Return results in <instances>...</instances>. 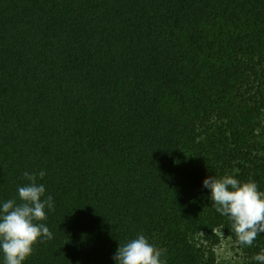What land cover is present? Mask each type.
I'll return each mask as SVG.
<instances>
[{"label": "trees", "instance_id": "obj_1", "mask_svg": "<svg viewBox=\"0 0 264 264\" xmlns=\"http://www.w3.org/2000/svg\"><path fill=\"white\" fill-rule=\"evenodd\" d=\"M40 170L53 239L24 264H115L137 232L256 264L202 182L264 192V0H0V200Z\"/></svg>", "mask_w": 264, "mask_h": 264}, {"label": "clouds", "instance_id": "obj_2", "mask_svg": "<svg viewBox=\"0 0 264 264\" xmlns=\"http://www.w3.org/2000/svg\"><path fill=\"white\" fill-rule=\"evenodd\" d=\"M45 175L44 170L24 171L28 182L17 186V196L0 200V264H24L35 243L53 239V233L43 223L47 213L55 210L54 198L50 194L45 196V185L38 183ZM202 184L209 190L215 211L231 221L238 243L252 246L264 232V192L257 183L224 174L208 176ZM166 253V248L156 246L145 234L137 232L119 243L113 259L115 264H167ZM252 260L264 264V250Z\"/></svg>", "mask_w": 264, "mask_h": 264}, {"label": "rangeland", "instance_id": "obj_3", "mask_svg": "<svg viewBox=\"0 0 264 264\" xmlns=\"http://www.w3.org/2000/svg\"><path fill=\"white\" fill-rule=\"evenodd\" d=\"M216 254L219 264H245L242 252L229 237H223L216 248Z\"/></svg>", "mask_w": 264, "mask_h": 264}]
</instances>
